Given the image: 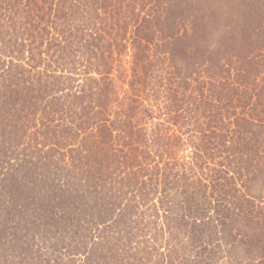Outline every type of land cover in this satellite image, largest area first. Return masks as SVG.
I'll return each instance as SVG.
<instances>
[{"label": "trees", "instance_id": "obj_1", "mask_svg": "<svg viewBox=\"0 0 264 264\" xmlns=\"http://www.w3.org/2000/svg\"><path fill=\"white\" fill-rule=\"evenodd\" d=\"M230 2L0 0V138L44 103L64 156L0 179V264H264V17Z\"/></svg>", "mask_w": 264, "mask_h": 264}, {"label": "rangeland", "instance_id": "obj_2", "mask_svg": "<svg viewBox=\"0 0 264 264\" xmlns=\"http://www.w3.org/2000/svg\"><path fill=\"white\" fill-rule=\"evenodd\" d=\"M242 2H245V5H241ZM224 7L223 9L227 12H233V14H235L236 16V20L238 19V21L241 19L242 14L244 15V19L245 21H252L253 20V24H255V26H257L258 23H260L259 21L261 20L260 18L264 17V0H231L230 3H225L223 4ZM241 12L240 14H238V12ZM252 16L254 17L252 19ZM236 21V22H238ZM235 22V23H236ZM247 28L249 29L248 32H252V29H250V26L247 25ZM243 30V26H239L236 27L234 29V33L231 37H229V40L227 42V46L229 48V50H231L232 48L234 49L235 52H238V43L241 42V37L242 36L244 39L245 38H250L251 36L249 35H242L240 32ZM252 38V37H251ZM256 42V41H255ZM259 43H261V45H264V37H260L259 38ZM255 45L257 46V42L255 43ZM250 51V49H247ZM253 51V49H251V52ZM7 61V62H6ZM0 63L1 64H5L6 66L9 65V63H14L13 61L10 60V58H6L4 59L1 55H0ZM17 63V62H15ZM19 64H15L17 69H21V66L28 64V65H34L35 63L32 62L31 60V56L29 57V53H27L25 60L22 61H18ZM49 64V62H48ZM47 64V65H48ZM65 64V63H63ZM11 65V64H10ZM66 68H74L73 64L69 65V66H65ZM2 70V69H0ZM44 71L42 73H45L46 70L45 68L43 69ZM48 71L52 74H56L58 76H61V73H55V71L53 72L52 68H48ZM70 73V72H69ZM14 74V73H13ZM49 74V73H48ZM1 71H0V78H2L1 76ZM26 83L27 86H30L31 77H29V74L26 75ZM2 80V79H1ZM14 83H16V76L13 79ZM36 83V81H35ZM2 85V84H0ZM37 85V83H36ZM21 86V85H20ZM22 86L20 87L21 90ZM62 94H64L62 97L65 96V93L63 92ZM55 96V95H54ZM51 99V97H49L47 100ZM63 101V99H62ZM61 101V104H63ZM47 103V102H45ZM34 104V103H33ZM26 105L27 107L32 108L33 110L35 109V107H32V103H26L23 104ZM36 105V104H34ZM37 105L40 106V108L36 111H38L40 114L39 116L36 115V117H41L39 120H33L32 117H29L30 114H26V111L21 113V116L24 114L23 118L25 117L24 120L21 119V116L19 117V121H16L15 123H13L12 128L9 130L10 133L8 135H6V140L9 141L11 140V145L10 146H6L4 145V139L1 140L0 138V162H5L6 164L2 165L0 164V171H2V176L0 179L3 178V174H6L7 170L11 167L12 170L14 171H18L22 166H24V169H26L27 165L29 166V168H32L33 165L37 164L38 160L40 159H48L51 161H53L51 163L52 166L54 167H58L59 168V164L56 162V160H60V161H64V156L58 155L57 153H53V155H49L47 148L43 147L42 141L43 139V133H42V127H43V122L45 120L48 121V118L46 117L49 113L45 114V110L44 107H42V105L44 106L45 104L37 102ZM25 108V107H24ZM25 110H27L25 108ZM28 111V110H27ZM49 109L46 111L48 112ZM30 113L32 111H29ZM28 116V117H27ZM28 120V122L26 121ZM55 123V122H53ZM52 123V124H53ZM1 123H0V129H1ZM4 134L3 132L0 131V135ZM8 148V149H7ZM187 149V147L184 148V150ZM185 153V154H184ZM184 153H181V156H184L188 153V150H186ZM40 161H39V166H40ZM66 168V166H64ZM67 169V168H66ZM30 169H27V172H29ZM24 172V171H23ZM253 190L254 191H259L258 189V185H254L253 186ZM6 199V197H4L3 199L0 200L4 201ZM232 202V198L228 197V203ZM143 229V228H142ZM147 231L149 232V230L147 229ZM252 231V230H251ZM250 231V232H251ZM262 230L259 228V230L256 232L259 235V239L262 238ZM261 232V233H260ZM152 233L154 234L151 230L149 232V234ZM169 240L167 239H163L162 244L164 243V245H162V247L164 246H168V242ZM178 242L181 244V240L178 238ZM120 250H124V251H128V249H126V247H124L122 244L119 246ZM181 248H183V244L180 246L179 248V253ZM163 250V248H162ZM232 264V263H231Z\"/></svg>", "mask_w": 264, "mask_h": 264}]
</instances>
